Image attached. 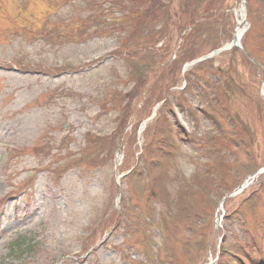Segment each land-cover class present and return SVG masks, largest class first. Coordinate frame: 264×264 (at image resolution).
<instances>
[{"label": "rangeland", "instance_id": "rangeland-1", "mask_svg": "<svg viewBox=\"0 0 264 264\" xmlns=\"http://www.w3.org/2000/svg\"><path fill=\"white\" fill-rule=\"evenodd\" d=\"M99 1L92 14L112 18L107 0ZM62 2L0 0V264H238L220 246L264 264V173L225 199L264 167V2L204 0L206 52L179 77L203 58L211 63L198 73L218 69V84L212 95L190 98L193 114L177 106L162 112V102L146 108L135 143L125 148L134 156L130 168L140 160L133 176L121 169L123 153L119 162L117 152L110 162L85 155L86 133L107 135L116 126L111 84L125 93L132 79L114 60L109 27L56 48L33 35ZM71 4L57 10L54 24L93 11ZM241 5L244 33L230 46ZM16 14L30 17L32 33H8ZM139 31L131 33V49L147 39ZM182 79L170 92L183 90ZM162 138L173 151L165 171L164 155L155 152ZM152 162V189L145 190L143 167Z\"/></svg>", "mask_w": 264, "mask_h": 264}, {"label": "trees", "instance_id": "trees-1", "mask_svg": "<svg viewBox=\"0 0 264 264\" xmlns=\"http://www.w3.org/2000/svg\"><path fill=\"white\" fill-rule=\"evenodd\" d=\"M62 1L61 5L55 4L52 6L53 9H49V12L44 14L42 27L35 29V32L31 29L35 24L30 17L27 19L24 17L21 20L20 15L16 14L14 18H11L8 33H11L12 36L20 34L25 36L27 33L33 32L37 40L46 41L51 47L56 48L85 43L103 35L106 32L103 27H109V31L107 30L108 36H112L117 43V47L112 53L114 60L120 59L122 61L123 71L132 75V79L129 81L130 89L125 93L122 92L123 90L114 87V83L111 84V101L115 103V106H120V112L115 115L116 126L107 135L94 136L86 133L87 148L85 155L97 156L110 162L116 157V152L123 153L121 169H128V174L133 176L134 172L132 170H136L135 168L139 166L140 160H137L134 169L130 168L134 163V156L132 151L125 152V148L130 150L132 144L135 143V129L144 119L142 114L146 108L152 109L153 105L162 102L160 107L162 112L165 110L172 114L176 106L182 110L190 111V98H193L192 101L199 100L201 97L198 95L202 91L205 93L210 92L212 95L213 85L218 84L214 80V74L219 73L218 69L211 70L212 74L208 76L198 73L201 68H205L204 66L211 63L208 61L200 62L185 72L183 79L179 77L184 64L195 60L206 52L204 46H206L205 43L209 38H204L203 32L205 30L202 29L200 21L206 16L210 2L204 4V0H107V3L111 6L109 13L113 16L108 19L103 12H98L97 15L92 14L95 12L94 10L101 8L99 0ZM75 1L84 3L85 11H87L86 6H90V11H93L88 12L85 17H67L66 22L60 20L54 24L52 20L57 10L72 6L71 3ZM262 1L264 2V0ZM202 5H204L203 9L199 13L197 7L201 8ZM79 12L81 13V10ZM59 25L62 26V30H60ZM135 30H140L147 39L131 49L127 43L130 42L131 33ZM182 32L183 34L180 36ZM159 43L161 45L157 47ZM217 44L219 43L214 40L211 49L214 50ZM155 52L157 53L155 54ZM168 71L172 76H164ZM181 79L185 82L183 90L179 94L170 92V87L177 84ZM211 95H208V97ZM212 103H214L213 98L210 103H206V107H211ZM105 107L107 108L106 105ZM201 111L205 112L204 109H201ZM148 114L146 113L145 117ZM203 115H206V113H203ZM175 122L178 131H181V135L186 137L187 134L181 129L182 126L177 120ZM164 138L161 139V145L159 143L155 151L164 155L162 171H165L166 165L170 163L169 158L173 153L170 149L172 143ZM154 168L155 163L153 162L147 165L144 164L143 170L146 172L143 171V175L147 180L144 186L145 190H148L147 188H150L153 184L149 173L153 172ZM139 174L142 175L141 171ZM111 192H114V187ZM120 200H122V195H120ZM114 215H117V212ZM156 226H159V224ZM219 251L237 258L238 264H255L254 259H248L244 255L236 254L221 246Z\"/></svg>", "mask_w": 264, "mask_h": 264}, {"label": "bare ground", "instance_id": "bare-ground-1", "mask_svg": "<svg viewBox=\"0 0 264 264\" xmlns=\"http://www.w3.org/2000/svg\"><path fill=\"white\" fill-rule=\"evenodd\" d=\"M235 16L237 17L236 18L237 19V22H236L237 25H236L234 35H233V38L231 41L232 45L239 43V41L241 40L243 33H244V29L242 27L243 21H244V12H243L242 5H241L240 9L235 12ZM247 181L248 180H246L244 184L247 185V183H248Z\"/></svg>", "mask_w": 264, "mask_h": 264}, {"label": "water", "instance_id": "water-1", "mask_svg": "<svg viewBox=\"0 0 264 264\" xmlns=\"http://www.w3.org/2000/svg\"><path fill=\"white\" fill-rule=\"evenodd\" d=\"M230 46L238 47V43L235 44V45L230 44ZM219 51H221V50H219ZM219 51H216V52H219ZM211 55H212V54H210L209 56H207V58H209ZM201 60H202V59H199V60H197L196 62H200ZM193 63H194V62H192L191 64H193ZM263 172H264V167H263L262 169H260L259 171H257L256 174L253 175V177L256 176V175H258V174H261V173H263ZM244 187H246V184L243 183V185H242L239 189L235 190L233 193H231L230 195H228V197H231V196H234V195L240 193V192L242 191V189H244ZM221 204H222V202H221Z\"/></svg>", "mask_w": 264, "mask_h": 264}]
</instances>
